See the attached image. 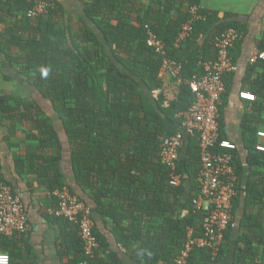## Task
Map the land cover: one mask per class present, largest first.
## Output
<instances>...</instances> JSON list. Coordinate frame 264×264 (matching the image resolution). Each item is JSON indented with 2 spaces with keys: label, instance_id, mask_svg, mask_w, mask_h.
Returning a JSON list of instances; mask_svg holds the SVG:
<instances>
[{
  "label": "trees",
  "instance_id": "obj_1",
  "mask_svg": "<svg viewBox=\"0 0 264 264\" xmlns=\"http://www.w3.org/2000/svg\"><path fill=\"white\" fill-rule=\"evenodd\" d=\"M137 1L88 0L83 3L84 28L70 36L55 21L62 11L58 2L52 0L55 7L48 14L29 19L26 15L34 0H0V11L16 18L15 28L0 34V51L25 77L26 89L33 91L35 99L19 101L25 105L23 110L32 114L37 138L59 149L48 162L51 174H39L53 177L50 192L67 187L87 207L76 194L77 186L85 188L99 208L102 196L110 192L131 201L136 213L133 222L144 217L151 225L161 221L159 237L151 236L147 244L134 251V257L141 264H158L165 258L174 264L185 243L186 228L199 231L202 221L192 209L198 194V140L185 138L177 171L186 179L176 188L168 183L169 173L160 164L159 151L164 139L181 130L182 119L177 115L188 110L194 97L181 85L172 98H167V86L158 78L162 58L146 45V27L164 43L168 58L181 64L180 78L187 81L202 76L200 64L212 59L214 43L226 29H235L243 36L245 27L233 14L221 20L200 10V0H148L140 11L136 10ZM192 6L199 8L202 18L193 24L187 40L175 47ZM132 12L138 17L131 19ZM241 43L242 39L235 43L230 56ZM13 46L24 53L21 63L3 50ZM258 64L264 68V61ZM251 87L257 99L251 102L256 104L254 112L245 114L241 123L244 160L236 150L231 153L238 179L232 210L234 227L225 232L216 258L206 249L194 250L188 264H223L230 256L232 264H264V152L256 150L260 143L257 133L264 130V70ZM43 106L53 114L47 116ZM20 107L18 103L14 109ZM21 117L26 118L24 114ZM221 121L220 117V140ZM59 130L72 150V187L62 182L58 168ZM110 180L112 188L106 187ZM171 197L175 204L183 202L182 214L175 213ZM55 219L61 225V253L69 255V264H81L83 250L76 225ZM93 233L96 236L95 228ZM10 239L0 240V253L11 246ZM7 255L11 263V249ZM113 262L116 264L115 259ZM92 264L109 263L98 259L97 251Z\"/></svg>",
  "mask_w": 264,
  "mask_h": 264
},
{
  "label": "crops",
  "instance_id": "obj_2",
  "mask_svg": "<svg viewBox=\"0 0 264 264\" xmlns=\"http://www.w3.org/2000/svg\"><path fill=\"white\" fill-rule=\"evenodd\" d=\"M50 1L54 9L55 6ZM54 1L61 5L62 10L55 20L58 26L66 29L70 36L78 34L84 28L81 23L85 20L83 3L88 0ZM136 4V10L140 11L149 1L138 0ZM199 7L202 11L217 15L221 20L226 14H233L245 27L241 46L234 48L231 55L237 69L226 79L227 91L220 109L221 136L236 146V152L243 161L245 150L241 123L245 114L254 112L256 104L241 100L239 94L246 92L254 95L251 85L255 77L264 70L261 64H249L252 54L260 51L263 47L261 45H264V0H200ZM136 17L138 13L132 12L131 19ZM15 23L16 18L0 11V34H4L12 26L15 28ZM3 50L10 57L22 62L24 53L17 47ZM24 78L0 51V181L9 185L20 198L28 222V231L11 238V246L2 249V253L8 254L11 249L13 258L10 264H69V255L61 253V225L53 215L56 203L50 188L54 179L39 176L40 173L45 175L48 171L51 174L48 162L58 155L59 149L50 146L47 140L41 141L37 138L38 130L31 118L32 114L23 110L25 105L19 100L35 99L33 91L26 89ZM18 103L21 107L14 109ZM43 110H46L47 116L53 114L48 106H43ZM21 114L26 118L21 117ZM57 132L61 141V160L58 164L60 176L62 182L72 187V150L62 134L63 131ZM258 141L264 143L261 139ZM112 184L110 180L106 187L112 188ZM84 190L85 188L77 186L76 194L91 209L96 236L100 242L98 259H104L109 264L114 263L113 259L116 264H141L134 257V251L143 246V243L147 244L151 236L159 237L158 225L161 221L158 220L157 225H151L144 217L141 222L135 223L133 218L136 213L131 201L110 192L107 196H102L99 208L96 201L87 195V190ZM172 202L175 213L182 214L183 202L175 204L171 197L170 203ZM115 215H118L116 220L113 219ZM157 242L160 246L158 238ZM169 260L165 258L158 264H169ZM223 264H232L231 256L223 260Z\"/></svg>",
  "mask_w": 264,
  "mask_h": 264
},
{
  "label": "built area",
  "instance_id": "obj_3",
  "mask_svg": "<svg viewBox=\"0 0 264 264\" xmlns=\"http://www.w3.org/2000/svg\"><path fill=\"white\" fill-rule=\"evenodd\" d=\"M51 10L50 0H34L26 16L36 19ZM188 13L190 18L182 25L175 47L187 40L193 31V24L202 18L197 6L190 7ZM146 33V45L162 58L158 78L167 86V98H172L181 85L186 86L194 97L188 110L177 115L182 119L181 130L164 139L159 151L160 164L169 173L168 183L176 188L186 179L177 171L179 152L185 138L196 137L198 140V194L192 200V209L194 214L202 217V221L199 231L186 228V240L174 264H188L189 255L194 250L206 249L212 258H216L224 243L225 232L234 227L232 210L238 179L231 153L236 150V146L227 140H220V108L227 91L225 79L237 69L230 51L242 39V34L235 29H226L214 43L212 59L200 64L202 76L187 81L180 78L182 66L168 58L164 43L148 27ZM260 61H264V50L255 51L249 64L252 66ZM239 98L248 102L256 101L254 95L246 92L240 93ZM257 137L264 141V132H258ZM216 149L221 150V153L216 152ZM256 150L264 152V144L259 143ZM51 195L56 203L54 217L67 220L78 229L83 250L81 264H92L99 243L93 233L94 222L90 208L73 196L67 187L54 190ZM27 231L25 207L12 188L0 181V240L23 235ZM0 264H10L7 254L0 253Z\"/></svg>",
  "mask_w": 264,
  "mask_h": 264
},
{
  "label": "rangeland",
  "instance_id": "obj_4",
  "mask_svg": "<svg viewBox=\"0 0 264 264\" xmlns=\"http://www.w3.org/2000/svg\"><path fill=\"white\" fill-rule=\"evenodd\" d=\"M70 44H71V42H70Z\"/></svg>",
  "mask_w": 264,
  "mask_h": 264
}]
</instances>
